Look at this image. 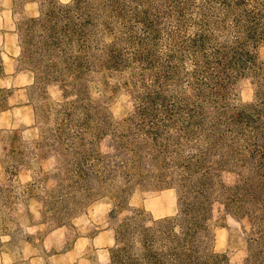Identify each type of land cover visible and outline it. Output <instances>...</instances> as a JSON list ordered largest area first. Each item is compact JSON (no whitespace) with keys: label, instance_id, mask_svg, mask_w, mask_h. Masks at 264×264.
<instances>
[{"label":"rangeland","instance_id":"374dc122","mask_svg":"<svg viewBox=\"0 0 264 264\" xmlns=\"http://www.w3.org/2000/svg\"><path fill=\"white\" fill-rule=\"evenodd\" d=\"M0 59V264H264V0H0Z\"/></svg>","mask_w":264,"mask_h":264},{"label":"trees","instance_id":"16d2710c","mask_svg":"<svg viewBox=\"0 0 264 264\" xmlns=\"http://www.w3.org/2000/svg\"><path fill=\"white\" fill-rule=\"evenodd\" d=\"M4 75V66L3 61L0 59V77ZM5 89H0V93L4 92ZM195 205V204H194ZM187 206L186 211L188 213H192V226L188 228L185 232V234H189L190 230H198V227L202 224V220L206 219V216L208 215L209 208L206 205L205 201H201L199 206Z\"/></svg>","mask_w":264,"mask_h":264}]
</instances>
